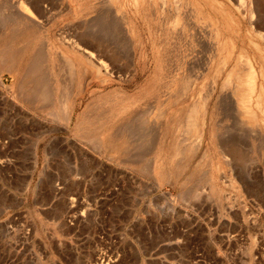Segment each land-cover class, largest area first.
I'll return each mask as SVG.
<instances>
[{"label": "rangeland", "instance_id": "rangeland-1", "mask_svg": "<svg viewBox=\"0 0 264 264\" xmlns=\"http://www.w3.org/2000/svg\"><path fill=\"white\" fill-rule=\"evenodd\" d=\"M28 32L37 91L0 57V264H264V0H0V49Z\"/></svg>", "mask_w": 264, "mask_h": 264}, {"label": "bare ground", "instance_id": "bare-ground-1", "mask_svg": "<svg viewBox=\"0 0 264 264\" xmlns=\"http://www.w3.org/2000/svg\"><path fill=\"white\" fill-rule=\"evenodd\" d=\"M27 17V16H26ZM30 18V17H29ZM19 24V23H18ZM22 24V23H21ZM18 26V25H17ZM20 27V26H19ZM88 35H83L82 37L78 38L77 37V41L76 40H69V44H66L64 42V45L66 44L67 46H65L66 50L69 52V51H72L73 54L84 61V69L89 70V69H92L95 71L96 75L99 76V75H102L103 72L106 71V67L105 65L101 62V59H98L96 57V55L91 52V51H88V43L84 42V41H88ZM92 39V38H90ZM24 42L23 43H18L20 44V46L18 47H14V46H8V45H5L4 47H2L0 49V57H4L6 59H3V63L1 64L2 65V68L5 69V71H7L8 73L10 74H14L16 72H18L19 70H22V78L20 80V86L23 87L26 95H30L32 94L34 91H37V89L35 90V88H37L38 85H40V81L38 82L36 79L37 82H33V76H36L34 73L35 71H33L34 69L37 68V62H36V59H35V56L33 57V48H34V45L36 44V40H37V37H35V33L33 32H28L27 34L24 35ZM22 42V41H21ZM91 42V41H90ZM99 43V42H98ZM94 44V43H93ZM103 47V46H102ZM101 48V47H100ZM98 50V49H97ZM116 53V52H114ZM111 54V53H110ZM118 55V54H117ZM117 55L115 54L114 56L117 57ZM112 56V54H111ZM100 58V57H99ZM114 59V58H113ZM69 60V59H68ZM131 61H132V57L131 55L129 56L128 58V62L129 64L127 63V65H130L131 64ZM81 62V61H80ZM71 63V62H70ZM133 64V63H132ZM131 64V65H132ZM127 65H125L126 69H127ZM130 65V66H131ZM39 66V65H38ZM70 67V66H69ZM89 68V69H88ZM129 68V67H128ZM39 69V68H38ZM36 69V70H38ZM71 69V68H70ZM73 69H71L72 71ZM75 71V70H74ZM74 71H72L71 73L69 74H74ZM107 72V71H106ZM105 72V73H106ZM34 73V74H33ZM85 73V72H84ZM88 74V73H87ZM16 76V75H15ZM74 76V75H73ZM35 78V77H34ZM184 82V81H183ZM34 83V84H33ZM64 83V82H63ZM157 82H155L156 84ZM185 84V82H184ZM19 85V84H18ZM75 85V84H74ZM156 86V85H155ZM185 86V85H184ZM184 88V87H182ZM83 89V88H82ZM155 89V88H154ZM150 92V91H149ZM175 94V93H174ZM36 98V101L41 99L39 98L37 95L35 96ZM246 97V95H245ZM42 101V100H40ZM39 102V101H38ZM41 103V102H40ZM65 104H68V101H67V98H66V101L64 99L63 101V109H64V112H66V121L69 125L70 121H71V116H72V112H68L67 109V106H65ZM116 105V104H115ZM117 106V105H116ZM87 107H91V106H87ZM89 109V108H88ZM116 110V109H114ZM88 111V110H87ZM238 111V110H237ZM68 112V114H67ZM83 114V113H82ZM111 114V113H110ZM142 114V113H141ZM85 115V114H83ZM105 115V114H104ZM112 115V114H111ZM110 115V116H111ZM114 115V114H113ZM112 115V116H113ZM92 116H94L92 113H86V115L84 116L85 119H87V121H89L88 119H90ZM111 116V117H112ZM61 117H65V116H61ZM107 118V117H106ZM106 118H104V120H106ZM109 118V117H108ZM107 118V119H108ZM191 118V117H190ZM111 119V118H109ZM92 120V119H90ZM100 120V119H99ZM102 120V119H101ZM109 121V120H107ZM66 123V125H67ZM90 123V122H89ZM93 123V122H91ZM107 123V122H106ZM98 124V123H96ZM95 125V124H94ZM87 126V125H86ZM83 127V126H82ZM81 127V128H82ZM100 127V125H99ZM88 129V128H87ZM91 129V128H90ZM88 131V130H87ZM101 132V131H99ZM110 132V131H109ZM98 135V134H97ZM96 136V135H95ZM104 137H107L105 138L104 141H102V138ZM104 137L100 138L101 140L97 139V141H100L98 143V146L99 147H105L108 146L109 149H116L118 146V142L116 139H114L113 137L111 136H106L104 135ZM224 141V140H223ZM117 142V143H116ZM244 144V143H243ZM220 145V143H219ZM221 148V146H220ZM119 150V148H118ZM222 150V149H221ZM114 152V151H113ZM116 153V152H115ZM224 155V154H223ZM230 159V158H229ZM226 160V159H225ZM228 161V159H227ZM228 164V163H227Z\"/></svg>", "mask_w": 264, "mask_h": 264}]
</instances>
